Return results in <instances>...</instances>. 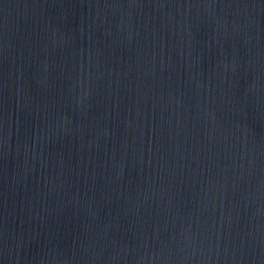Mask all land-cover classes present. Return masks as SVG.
<instances>
[{"label": "water", "instance_id": "1", "mask_svg": "<svg viewBox=\"0 0 264 264\" xmlns=\"http://www.w3.org/2000/svg\"><path fill=\"white\" fill-rule=\"evenodd\" d=\"M0 264H264V0H0Z\"/></svg>", "mask_w": 264, "mask_h": 264}]
</instances>
